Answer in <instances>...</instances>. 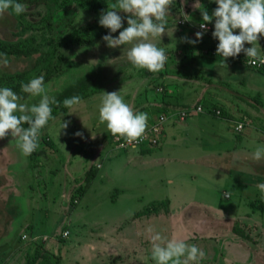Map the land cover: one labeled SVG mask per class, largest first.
Returning a JSON list of instances; mask_svg holds the SVG:
<instances>
[{
	"label": "rangeland",
	"instance_id": "rangeland-1",
	"mask_svg": "<svg viewBox=\"0 0 264 264\" xmlns=\"http://www.w3.org/2000/svg\"><path fill=\"white\" fill-rule=\"evenodd\" d=\"M101 1L105 3L102 6ZM18 2L25 4L27 11L19 16L11 10L0 15V41L21 49H41L28 57L7 55L8 64L0 65L2 88L8 87L17 74L30 70L47 48L44 41L49 28L43 17L50 13L52 20L61 24L59 30L50 28V32L53 36L59 33L54 58L62 55L63 70L46 84L49 96L74 79L101 73L106 83L103 92L121 91L134 111L156 116L165 112L172 127L180 125L178 107L170 102L168 87L190 62L189 52L183 50L182 31L197 32L203 22L201 11L192 7L193 0L183 4L182 0H172L166 34L150 38L167 55L164 68L155 73L137 69L128 61L131 44L115 49L107 45L65 46L74 29L84 37L106 29L100 26L99 18L115 0H51L49 6ZM200 3L209 15L218 7L214 0ZM181 7L189 17H184ZM120 14L123 27H127V14ZM67 22L69 27L64 25ZM214 24L215 20L208 24L212 29L203 35V58L220 57L219 41L212 35ZM103 92L46 126L35 162L22 154L10 133L0 139V264H30L34 259L36 264H43L48 254L59 257L60 264H156L148 227L169 239L197 245L205 255L189 264L229 263L226 258L231 256L225 252L239 264L256 263V247L231 240L228 235L238 221L234 218L245 211L239 203L241 184L264 183V165H254V169L248 165V177L229 170V155L221 159L187 153L174 156L164 143L151 147L146 154L138 149L116 150L111 132L99 122ZM40 99L29 97L23 102L38 104ZM206 111L217 117L223 114L221 110L220 114H214V109ZM65 121L70 123L63 129ZM170 125L166 130L170 131ZM77 132L83 133V138L76 136ZM165 158L170 161L165 163ZM222 162H226L228 180L218 175L216 163ZM223 193L231 198H223ZM262 197L261 193L255 202L260 203ZM162 200L168 204L157 203L158 214L142 216L146 206Z\"/></svg>",
	"mask_w": 264,
	"mask_h": 264
},
{
	"label": "clouds",
	"instance_id": "clouds-1",
	"mask_svg": "<svg viewBox=\"0 0 264 264\" xmlns=\"http://www.w3.org/2000/svg\"><path fill=\"white\" fill-rule=\"evenodd\" d=\"M218 7L211 15L200 3L193 0V9L201 11L203 22L201 31L195 33L196 39L181 38L183 42L196 44L208 31L207 25L215 20L213 38L219 41L217 55L226 61L238 57L242 52L250 64L264 65V55L258 40L264 36V0H214ZM186 0H182V4ZM172 0H115L101 13L99 24L110 30L103 40L109 48H119L126 44L132 46L127 50V59L137 69L159 72L167 62L164 48L157 47L150 38L162 37L166 34V24L171 14ZM11 10L19 16L27 11L25 4L18 0H0V15ZM180 11L184 17L183 7ZM127 14V27H123ZM191 18V17H190ZM123 30L121 31V29ZM239 30V34H235ZM119 31V36L111 33ZM252 45L245 47V44ZM95 62L91 61L90 63ZM8 58L0 53V65H7ZM20 92L29 97H41L38 104L29 105L24 96L9 87L0 88V139L9 133L16 140L17 147L24 156H30L39 145L41 130L47 125L52 115V105L59 106L55 97L49 96V86L45 85L44 76L33 77L27 83H21ZM83 103L82 97L76 95L63 100V106L73 109ZM99 122L106 124L107 129L117 138H124L128 143L138 141L146 132L149 116L144 112H136L124 101L121 91L103 92L99 105ZM70 121L62 122L66 129ZM27 124L25 128L23 125ZM83 138V133L75 134ZM123 146V145H121ZM253 157L260 160L264 157V144L257 145ZM264 194V183L256 185ZM146 231L151 234L152 259L156 264H189L203 258L205 253L195 244H187L176 238L169 239L152 227ZM183 258V259H182Z\"/></svg>",
	"mask_w": 264,
	"mask_h": 264
},
{
	"label": "crops",
	"instance_id": "crops-1",
	"mask_svg": "<svg viewBox=\"0 0 264 264\" xmlns=\"http://www.w3.org/2000/svg\"><path fill=\"white\" fill-rule=\"evenodd\" d=\"M258 43L262 54L264 53V38ZM245 45L246 48L252 46ZM203 57L195 62H189L181 69L184 72L180 71V76L176 77L171 86L168 87L170 102L172 101L171 103L178 107L177 112L183 107H194L199 104L203 106L205 111L217 108L223 114L217 117L208 111L206 113H193L194 116L187 117L181 123H178L180 125L174 127L169 124L170 118H168L160 145L166 144L165 148L172 152L174 156L175 154L178 156L187 153L209 155L221 159V156L229 155L231 158L230 163L227 164L229 170L233 172L235 169L242 175L249 177L248 165L252 169H254V165H264V157L260 160L253 157L257 145L264 144V73L249 68L240 59L228 58L223 61L221 56ZM148 116L151 118L156 114ZM176 118L180 119L179 117ZM239 124H242L240 130L237 129ZM169 125L170 131L166 130ZM234 127L237 131L235 129L231 131V128ZM160 145L158 147H161ZM168 146L169 148H167ZM144 149H150V147L138 150L143 151ZM180 151L183 152L178 153ZM168 161H170L169 158L164 159L165 163ZM225 164L226 162L216 163L220 169L218 175L221 174L222 179L225 177L228 180ZM258 169L262 171V168ZM258 184L260 183H252L248 187V184H241L242 196L239 203L245 206V211L239 215V218H234L238 221L234 222L235 225L233 224L234 226L231 229L232 233L228 235L231 240L256 247L255 256L257 261L252 264H264V225L262 224V219H264V194L260 203L255 202L254 198L261 194V191L256 187ZM223 198L230 199L231 196L228 193H223ZM162 202L168 204V200L155 201L146 206L142 212L144 213V210L151 207V205ZM174 208L171 205V211L175 213ZM228 210L226 209L225 212ZM143 213L142 216H146ZM236 226L250 236L251 241L235 234L233 229ZM198 239L197 234L196 240ZM213 243L217 242L213 241ZM224 254L225 256H231L226 258L229 263L219 264H239L229 252Z\"/></svg>",
	"mask_w": 264,
	"mask_h": 264
},
{
	"label": "trees",
	"instance_id": "trees-1",
	"mask_svg": "<svg viewBox=\"0 0 264 264\" xmlns=\"http://www.w3.org/2000/svg\"><path fill=\"white\" fill-rule=\"evenodd\" d=\"M28 3H31V5L34 6H49L51 3V0H26ZM54 4V3H53ZM105 4L103 1L100 2L99 5ZM52 6V4H51ZM45 22L47 23L46 26L49 28V33H47L45 43L47 44V48H51L50 50H47V48L41 52L39 58L35 61L34 66L27 71H23L19 74L16 75L12 83H9V88H11L13 91L17 92L18 94H21L24 96V101H26L29 96L28 94H24L20 92V87L21 83H27L32 79L33 77H39L41 75L44 76L45 80V85L48 84L53 78L62 72L63 70V65H62V55L58 54L59 58L55 59L54 54L58 52L59 46H57V39L59 33H55L54 36L50 32V28L53 31L54 30H59V21H53L52 20V15L50 13L46 14L45 17H43ZM66 27H69L68 22L64 24ZM211 27V26H210ZM59 28V29H58ZM126 28V27H124ZM168 28V26H166ZM212 29V28H211ZM123 28L121 29V31ZM211 31V30H210ZM196 31L194 29H184L182 31L183 37H188L190 40H195ZM208 33V32H207ZM110 34L109 29H104L100 33L96 35H88L86 37L82 36L76 29L73 30L72 35L68 36V41H66L65 45L67 48L69 47V44H74L77 46H86V45H94V46H106V42L103 40V37L105 35ZM114 37L119 36V31L116 33H111ZM70 38V39H69ZM203 44H204V37L202 38L201 41H198L196 44H191L184 42L183 50L185 52H189L190 54V62H195L196 60L202 58L204 56L203 51ZM62 46V45H61ZM41 47L39 49L31 48V49H21L20 47H16L14 45H8L5 43H2L0 41V52L5 53L6 55H16V56H23V57H28L29 55H32L34 53H38L40 51ZM242 53L238 56L237 59H240L242 57ZM231 58V57H230ZM235 59V58H233ZM241 61L245 62L244 58L240 59ZM152 74V73H150ZM0 88H2L0 86ZM106 88V83H105V78L102 77L101 73H98L96 76L92 75H85L82 77H79L77 79L72 80L69 82L68 85H66L61 91L57 92L54 94L56 100L59 103V106L57 105H52V115L54 119L60 115L66 114L70 109H67L63 106V100L65 98H70L72 96H80L82 97V100H86L96 94H99L103 92ZM23 102V101H22ZM196 106H199L196 105ZM194 106V107H196ZM192 107H183L180 109L177 113L187 110L190 111ZM218 111V109H214L213 113L215 114ZM136 112H142L137 109ZM164 114L168 115L165 112L159 113V115ZM54 119H50L47 123V125L53 121ZM46 125V126H47ZM46 126L41 130V134L39 137V140H42L41 138H44V132ZM23 127L27 128L28 125L25 124ZM111 134V133H110ZM113 135L111 134V138ZM112 140V139H111ZM49 144V143H48ZM143 154L148 153L149 149H144ZM37 158V149L30 155V161L35 162ZM33 166H37L36 164ZM160 205H167L166 202L160 203ZM263 208V207H262ZM160 212V207L158 204H153L152 207H148L144 210L143 215H151V214H158ZM233 232L240 236L241 238H244L248 241H251L250 236H248L241 228L235 227L233 229ZM30 264H36V259L31 260ZM43 264H60V259L54 254H48V256L45 258V262Z\"/></svg>",
	"mask_w": 264,
	"mask_h": 264
},
{
	"label": "built area",
	"instance_id": "built-area-1",
	"mask_svg": "<svg viewBox=\"0 0 264 264\" xmlns=\"http://www.w3.org/2000/svg\"><path fill=\"white\" fill-rule=\"evenodd\" d=\"M184 21H181L183 24ZM208 31L211 30V27L207 25ZM201 31V29H198ZM206 32V33H207ZM215 54V52H213ZM242 57L245 59L246 65L256 71H260L264 73V65H260L258 62L257 64L253 65L247 62L246 55L242 52ZM264 55V53H262ZM237 59L238 57H234ZM240 58V59H241ZM204 112L203 106L199 105L196 107H193L190 111L183 110L179 113H177V117H179L181 120L186 119L187 117L191 116L193 113H202ZM217 114H220V111L216 112ZM169 116L168 115H158V116H152L148 120V127L146 129L145 134L142 138H140L138 141H134L133 143H128L124 138H117L115 136L112 137V147L116 150H122V149H141L145 147H158L161 143V139L163 137V131L164 126L168 121ZM237 129H242V124H239L237 126ZM123 145V146H121ZM67 235V234H66Z\"/></svg>",
	"mask_w": 264,
	"mask_h": 264
}]
</instances>
